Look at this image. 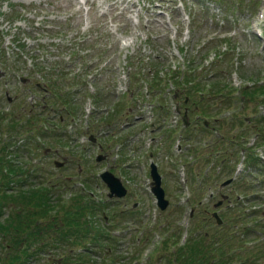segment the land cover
Instances as JSON below:
<instances>
[{
    "label": "rangeland",
    "instance_id": "1",
    "mask_svg": "<svg viewBox=\"0 0 264 264\" xmlns=\"http://www.w3.org/2000/svg\"><path fill=\"white\" fill-rule=\"evenodd\" d=\"M255 29H264V0H0V111L22 117L33 105V95L42 91L32 88L36 77L42 79L34 60L57 66L49 74L74 73L68 95L74 111L57 109L59 119L46 112L47 135L36 140L40 149L33 156L45 158V176L59 178L62 196L86 179L94 194L107 197L98 175L103 167L125 186L122 195H111L112 217L122 223L109 225L101 243L88 246L90 259L71 254L61 262L64 251H53L27 264H173L167 261L172 248L199 232L216 264L235 261L234 251L245 254V263L264 262V240H234L242 230L256 238L264 234V220L254 218L264 217V170L244 168L245 137L254 126L244 127L246 116H233L229 102L225 116L209 113L195 121L189 99L207 101L210 92H186L194 80L209 87L227 78L234 85L264 79V41ZM18 40L25 44L20 56ZM238 103L244 110L254 105L240 96ZM256 137L248 135V143ZM263 147H256L259 153ZM96 153L102 156L95 159ZM149 159L160 174L162 207L149 190ZM233 159L240 160L235 168ZM228 174L231 181L221 182ZM237 188L246 196L228 207ZM241 205L257 214L243 218ZM122 207L132 215L122 214Z\"/></svg>",
    "mask_w": 264,
    "mask_h": 264
},
{
    "label": "trees",
    "instance_id": "2",
    "mask_svg": "<svg viewBox=\"0 0 264 264\" xmlns=\"http://www.w3.org/2000/svg\"><path fill=\"white\" fill-rule=\"evenodd\" d=\"M15 48L20 56L25 49L24 40H18ZM1 52L3 53V50ZM33 63L37 68L34 73L40 71L42 79L37 80L38 84H36L38 79L36 77L35 81H32V88L39 86L44 91L40 94L39 91L36 92L33 105L30 103L27 105L26 114L22 117L18 113L7 115L5 111H0V264H27L53 251L58 253L64 251L61 262L65 258H72L71 254H77L80 259L83 255L88 257V246L100 244L102 236L109 234L107 231L109 225L122 223L112 217L113 196L103 197L94 194L90 182L86 179L83 180L86 185L83 182L82 185H78L79 190L62 196L60 191L63 186L58 187L59 178L53 177L50 180L45 176L43 167L45 158L33 156V153L36 154L40 149V144L36 143V140H42V137L47 135L44 130L45 120L51 116L46 112H52L57 119L59 118L57 109L73 113L74 99L72 100L70 96L68 98V95L73 94L70 84L76 81L74 73L65 75L56 70L49 74L50 68L57 67L53 66V63L47 65L48 68L42 67L36 60L31 62ZM3 66H8L7 61L3 62ZM31 68L29 66L28 73L34 76ZM186 80H190L189 77H186ZM209 85L210 88L201 81L195 83V80L188 83L186 92L195 88H206L210 92L207 101L198 102L194 97L189 99L190 102L195 103L194 114L217 112L228 106L229 102L232 105L230 113L233 116L240 117V113L246 116V119L240 120L244 127L254 126L255 130L262 128L259 130L260 134L257 131L259 137L253 144L244 145V161H246L244 168L247 172H252L253 169L263 171L264 161L259 157L254 145L257 141H264V124H260L264 121V105L262 111H258L254 105L253 108L244 110L238 103V96L241 101L243 98L253 99L249 97L253 94L264 97V81L243 85L237 90L239 95L233 92L234 88L227 80ZM57 104L62 106L59 107ZM50 123L51 121H48V125ZM240 176L238 173L233 180L237 181ZM245 192L246 190H240L239 193L235 191L231 205L242 200V197L246 196ZM120 211L124 215H132L131 209L125 210L122 207ZM239 213L244 218L256 215L257 211L255 207L248 210L241 208ZM105 216L108 221L103 220ZM254 218L258 221L264 220V217ZM248 235L253 236L249 231ZM205 236L204 232H199L186 237L172 248L173 254L167 257V261L173 264H216L213 257H208L204 251ZM241 239L240 235L238 243H241ZM263 240L264 238L257 239L252 245ZM65 244L67 245L64 247ZM74 245L80 248L76 249L75 253H71L70 250H75ZM243 255L245 254L238 252V257L230 264H244L247 257ZM245 264L254 263L247 261Z\"/></svg>",
    "mask_w": 264,
    "mask_h": 264
},
{
    "label": "water",
    "instance_id": "3",
    "mask_svg": "<svg viewBox=\"0 0 264 264\" xmlns=\"http://www.w3.org/2000/svg\"><path fill=\"white\" fill-rule=\"evenodd\" d=\"M22 78L23 77L20 76V79H22ZM100 156H101V154L97 153L95 157L98 158ZM53 161L56 164H59L61 162L60 160H57V159H54ZM149 173L151 175L150 188L156 196V203L159 206H163L165 204L166 199L163 196V189L159 183V174H158L152 160L149 161ZM99 174L108 186V189H107L108 195H110V194L120 195L124 192L123 184L121 183L119 178L116 175H114L110 170L103 169L99 172ZM226 180H228V178L224 179L223 182ZM211 213L215 216V218L217 220H219V216L215 210H212Z\"/></svg>",
    "mask_w": 264,
    "mask_h": 264
}]
</instances>
